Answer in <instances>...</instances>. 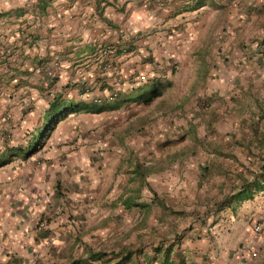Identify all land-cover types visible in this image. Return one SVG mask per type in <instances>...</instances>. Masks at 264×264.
Segmentation results:
<instances>
[{
	"label": "crops",
	"instance_id": "crops-1",
	"mask_svg": "<svg viewBox=\"0 0 264 264\" xmlns=\"http://www.w3.org/2000/svg\"><path fill=\"white\" fill-rule=\"evenodd\" d=\"M253 7L254 0H0V264L98 261L73 219L98 213L100 198L86 200L81 188L102 186L108 171L102 201L185 217L169 224L168 236L179 237L186 263L247 264L251 249L252 264H264V191L233 214L206 212L204 199L221 197L225 166L212 180L195 160L205 155L195 143L204 136L196 124L206 111L205 76L258 61V49L241 46ZM52 96L59 106L102 109L67 113L35 145L41 122L52 121ZM136 165L153 196L116 194Z\"/></svg>",
	"mask_w": 264,
	"mask_h": 264
},
{
	"label": "rangeland",
	"instance_id": "rangeland-1",
	"mask_svg": "<svg viewBox=\"0 0 264 264\" xmlns=\"http://www.w3.org/2000/svg\"><path fill=\"white\" fill-rule=\"evenodd\" d=\"M253 8L252 23L244 31V33L248 32L246 36L249 37L245 42L242 40L241 46L249 48L251 45L252 50L258 49L254 51L258 61L251 59L248 65L245 62L246 65L241 67L242 70H237L234 74L227 76L214 74L205 76L209 79L204 83L207 95L205 94L201 100L203 104H206V111L197 116L199 119L196 124L197 132L199 134L203 132L204 136L195 140V143L203 146L205 155L197 154L195 160L198 164L201 163L205 171H203L204 177L212 176V180L216 177L220 178L218 176L219 165L225 166V170L222 169L220 173L222 174V192H227L232 184L238 182L233 176L236 169L244 172L248 169L255 170L259 163V156L264 157V0H259L258 3L254 0ZM247 12L246 19L251 20L252 10ZM252 30H254L253 37L250 34ZM224 85L227 86L228 100L224 99ZM48 122L47 120L41 122L37 128L39 130L35 141H41L45 125L48 127L50 124ZM38 136L40 139H37ZM248 139L251 140L250 143L246 141ZM117 174L118 177H122L121 183L126 180V171H117ZM102 177L100 180V184L103 183L102 186L81 188L86 200H89L92 195L96 199L100 198L98 213L91 216L88 214L82 220L73 219L83 228L82 242L95 245L93 249L97 251L94 250V252L99 251L105 254L101 258V264H106L103 261L111 252H117L120 249H136L137 259L144 264L143 254L147 257L153 255L151 247L159 243L161 237L165 235L168 237L169 224L178 225L179 221L183 222L185 217L180 219L178 215L169 214L158 216V209L155 205L143 208L138 203L133 204L132 208L130 207L131 210H128L123 208L120 202L102 201L101 199L109 192L108 183L112 178V173L108 171V174ZM218 182L215 183L218 184ZM208 186L209 189L212 188ZM115 190H117L116 194L134 199L143 194L154 195L149 188L142 185L137 177L131 182L127 180L123 188L117 187ZM225 210L227 213L230 211L227 208ZM249 223L252 227L251 218H249ZM252 251L251 249L248 251L247 264L254 262L255 257L252 256ZM133 257L124 264H134ZM93 264H99V261H94Z\"/></svg>",
	"mask_w": 264,
	"mask_h": 264
},
{
	"label": "trees",
	"instance_id": "trees-1",
	"mask_svg": "<svg viewBox=\"0 0 264 264\" xmlns=\"http://www.w3.org/2000/svg\"><path fill=\"white\" fill-rule=\"evenodd\" d=\"M58 96H52L51 101L49 102V111L53 113L52 121H49L48 127L45 125L44 131H49L52 127V123L58 122L62 117H64L69 112H75L84 110L87 112H99L101 111V107L88 106L86 104L83 105H63L59 106L58 104ZM104 109V108H103ZM49 112V113H50ZM44 133V132H42ZM46 133V132H45ZM46 135V134H43ZM252 137L254 135L251 133ZM248 143L251 140H246ZM35 145H38L39 140L35 141ZM247 143V144H248ZM204 171V170H203ZM205 172V171H204ZM203 172V173H204ZM133 178H138L142 185L145 186L144 183V173L140 170L139 165L135 166L133 171ZM204 176V174H203ZM233 176L238 182H235L230 186L227 192H222V183L221 188V197H216V199L206 198L204 201V207L206 212L209 211H219L221 209H229L231 213H235L237 207L241 205L242 202L251 199L255 192L264 190V157L259 156V163L257 165V169L252 170L248 169L246 172L242 170L234 171ZM150 189V188H149ZM154 193V192H152ZM179 237L177 235H173V237H167L166 235L161 237L159 243L153 245L151 250L153 251V255L147 257L146 254H143L145 258H143L144 264H189L186 263L183 254L180 250L175 247L176 240ZM137 254V255H136ZM105 256L102 252H93L89 255L91 260H98L100 264L102 263V257ZM134 256V257H133ZM134 258V264H141V262L137 259L138 252L136 249H120L117 252H111L107 259H104V263L106 264H124L125 262ZM101 259V260H100ZM110 260V261H109Z\"/></svg>",
	"mask_w": 264,
	"mask_h": 264
},
{
	"label": "built area",
	"instance_id": "built-area-1",
	"mask_svg": "<svg viewBox=\"0 0 264 264\" xmlns=\"http://www.w3.org/2000/svg\"><path fill=\"white\" fill-rule=\"evenodd\" d=\"M138 79L140 80V81H142V80H145V76L143 75V74H140L139 76H138ZM259 227H258V224H256L254 227H253V230L255 231V230H257Z\"/></svg>",
	"mask_w": 264,
	"mask_h": 264
}]
</instances>
